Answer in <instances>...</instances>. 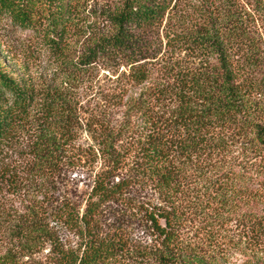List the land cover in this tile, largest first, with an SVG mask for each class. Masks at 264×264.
<instances>
[{"label": "trees", "instance_id": "trees-1", "mask_svg": "<svg viewBox=\"0 0 264 264\" xmlns=\"http://www.w3.org/2000/svg\"><path fill=\"white\" fill-rule=\"evenodd\" d=\"M115 1L99 27L82 0H0V21L27 31L28 45L68 72L36 86L0 62V146L28 122L44 132L35 147L49 158V145H67L83 127L92 137L88 191L31 221L26 240L49 248L37 264H229L213 225L231 222L264 241V66L244 45L230 0L196 1L190 27L178 25L188 15L179 0ZM163 22L164 45L154 37ZM83 68L120 72L115 81L137 87L125 110L134 111L131 140L107 115L86 113ZM113 205L127 211L124 221L107 223ZM244 264H264V253Z\"/></svg>", "mask_w": 264, "mask_h": 264}, {"label": "rangeland", "instance_id": "rangeland-1", "mask_svg": "<svg viewBox=\"0 0 264 264\" xmlns=\"http://www.w3.org/2000/svg\"><path fill=\"white\" fill-rule=\"evenodd\" d=\"M82 1L84 8L86 7L85 20L90 24L96 22L99 27L105 22L102 21V9L116 2ZM179 1L180 5L185 6L183 8L188 15L178 25L190 27L198 22L193 15L197 12L191 11V7L196 1L202 0ZM230 3L233 9L232 19L244 39V45L259 57L264 66V0H230ZM163 26L165 22L156 29L154 37L158 36L164 45L166 39L163 37ZM80 39L81 46L86 37L82 36ZM30 41L27 31L13 27L7 18H3L0 21V62L15 77L32 81L36 86H55L68 73L66 68L56 63L48 52L29 46ZM83 69L80 74L83 76L77 79L76 84L79 85V97L86 113L99 119L107 115L108 121L121 125L125 134L124 143L131 140L134 137V111L125 110L127 102L134 98L137 87L123 78L115 81L120 72L111 75L104 68H96L94 71ZM43 134L44 132L37 131L32 122H28L13 130L0 146V264H37L43 260L49 248L46 246L42 249L26 240L29 223L49 216L60 199H75L76 193L80 197L78 201H81L89 188V161H86L83 153L92 143L88 130L85 127L79 129L75 138L65 146L56 148L55 144L49 145L53 151L52 158L39 155L35 147V141ZM238 153L239 151L235 154ZM77 155H80V163L74 165L72 163L79 158ZM241 159V163L247 165L261 163L259 158L248 160L241 157L239 161ZM129 165L130 163H126L124 167ZM132 194L134 196V192ZM105 214L107 223H112L119 218L124 221L127 211L113 205L106 209ZM49 224L54 223L50 220ZM212 229L217 233L219 242L223 243L218 246V250L228 258L229 264H244L246 259L257 252L259 255L264 253V241L262 244L255 243L250 240L249 235L244 238L241 228L233 227L231 222L221 226L213 225ZM62 233L66 235V232Z\"/></svg>", "mask_w": 264, "mask_h": 264}]
</instances>
